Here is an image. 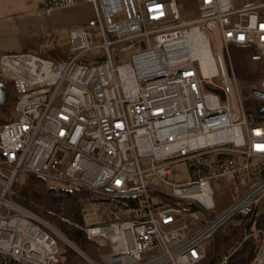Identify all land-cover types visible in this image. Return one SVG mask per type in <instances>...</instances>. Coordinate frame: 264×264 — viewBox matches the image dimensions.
Returning <instances> with one entry per match:
<instances>
[{
    "label": "built area",
    "instance_id": "2783aa9c",
    "mask_svg": "<svg viewBox=\"0 0 264 264\" xmlns=\"http://www.w3.org/2000/svg\"><path fill=\"white\" fill-rule=\"evenodd\" d=\"M195 1L188 18L177 0H46V11L93 7L69 30L67 53L0 55L18 94L16 117L0 126V264H64L60 243L88 264H201L206 241L261 211L264 120H253L242 91L264 102L253 94L264 92V15L253 3ZM232 45L253 47L260 62L247 89ZM182 164L189 178L172 181ZM28 175L85 194L101 262L15 199ZM224 177L247 186L219 209L212 182ZM252 235L214 264H239L232 259ZM258 242L248 264H264V232Z\"/></svg>",
    "mask_w": 264,
    "mask_h": 264
},
{
    "label": "trees",
    "instance_id": "16d2710c",
    "mask_svg": "<svg viewBox=\"0 0 264 264\" xmlns=\"http://www.w3.org/2000/svg\"><path fill=\"white\" fill-rule=\"evenodd\" d=\"M234 69L237 78L242 84L256 82L260 75V62L255 57V49L250 46L232 45L230 48ZM37 54L57 59L67 53L66 46H56ZM8 90L5 106L9 112L15 110L18 94L12 82ZM249 112L253 120H264V112L259 111V103L250 100ZM14 197L22 205L36 212L53 224L64 236L76 244L84 253L97 262H101L99 246L91 241L86 234L82 216V207L85 194L78 189H70L46 178L28 175L14 185ZM264 230V212L255 211L250 215H238L226 226L220 229L208 249V257L201 264H214L221 253L228 251L238 244L245 231L251 229ZM259 237L251 236L243 242L234 255L232 263L248 264L256 254ZM64 264H88L81 256L65 245L61 252Z\"/></svg>",
    "mask_w": 264,
    "mask_h": 264
},
{
    "label": "crops",
    "instance_id": "0c3cea01",
    "mask_svg": "<svg viewBox=\"0 0 264 264\" xmlns=\"http://www.w3.org/2000/svg\"><path fill=\"white\" fill-rule=\"evenodd\" d=\"M250 3L256 4L257 11L264 15V0H244L237 9ZM45 5L46 0H0V55L22 51L45 52L56 46H66L60 41L61 32L66 29L69 40V30L86 23L93 16L90 3L52 11H46ZM193 14L197 16V11ZM0 81L5 83L7 95L10 81L1 71ZM5 100L0 103V126L13 117L8 111L4 112Z\"/></svg>",
    "mask_w": 264,
    "mask_h": 264
},
{
    "label": "rangeland",
    "instance_id": "374dc122",
    "mask_svg": "<svg viewBox=\"0 0 264 264\" xmlns=\"http://www.w3.org/2000/svg\"><path fill=\"white\" fill-rule=\"evenodd\" d=\"M177 2L179 4H183L184 6V14L186 17L188 18H194L196 15L193 14V12L196 10V1L195 0H177ZM244 0H233V4L234 6L237 8L239 7L240 3H243ZM123 17V16H121ZM67 30L65 29L64 31L61 32L60 34V41H62L63 43L67 44L68 43V38L66 35ZM243 87H246L244 84H242ZM247 89V87H246ZM247 92L246 91H242V97L245 100V105L248 106L249 103H252V101H250V99H247L246 97H251V95H246ZM258 102L257 99H252ZM8 111L9 114H11L13 117H16V113L15 111H11L9 112L7 106H4V112ZM177 168L181 171L182 174L178 175V176H172L170 177V179L172 181H186L189 178L188 175V166L182 164L177 166ZM23 177V178H22ZM20 180H23L24 177L26 176H22ZM19 180V181H20ZM247 186V183L245 181H240V180H235L233 178L230 177H224V178H220L216 181L212 182V188L214 190V197L217 200V204H218V208L219 209H223L226 206H228L229 204H231L242 192V190ZM260 210L262 212H264V199L261 200L260 203ZM251 233H253V237H259V235L263 236V229H251L250 230ZM212 243V241L208 240L205 242V246H206V251L207 254L208 253V249L210 247V244ZM61 244V248L65 246V244L60 243ZM72 249V248H70ZM74 252L75 250L72 249ZM76 253V252H75ZM207 255V256H208Z\"/></svg>",
    "mask_w": 264,
    "mask_h": 264
},
{
    "label": "water",
    "instance_id": "95a60500",
    "mask_svg": "<svg viewBox=\"0 0 264 264\" xmlns=\"http://www.w3.org/2000/svg\"><path fill=\"white\" fill-rule=\"evenodd\" d=\"M220 94L222 95V97H224L223 92L219 91ZM5 83H3L2 81H0V103H2L4 101V99L6 98L7 95H5ZM253 94L257 97H260L262 99H264V92L260 91V90H253ZM259 111L260 112H264V102L259 104Z\"/></svg>",
    "mask_w": 264,
    "mask_h": 264
},
{
    "label": "bare ground",
    "instance_id": "6f19581e",
    "mask_svg": "<svg viewBox=\"0 0 264 264\" xmlns=\"http://www.w3.org/2000/svg\"><path fill=\"white\" fill-rule=\"evenodd\" d=\"M198 44H199V47H203V46H204V42H203V40L201 39V40L198 42Z\"/></svg>",
    "mask_w": 264,
    "mask_h": 264
}]
</instances>
